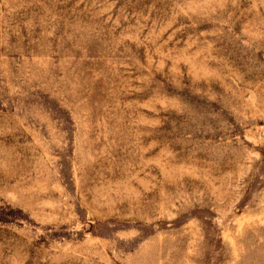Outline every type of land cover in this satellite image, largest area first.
Returning a JSON list of instances; mask_svg holds the SVG:
<instances>
[{
    "label": "rangeland",
    "instance_id": "1",
    "mask_svg": "<svg viewBox=\"0 0 264 264\" xmlns=\"http://www.w3.org/2000/svg\"><path fill=\"white\" fill-rule=\"evenodd\" d=\"M0 264H264V0H0Z\"/></svg>",
    "mask_w": 264,
    "mask_h": 264
}]
</instances>
